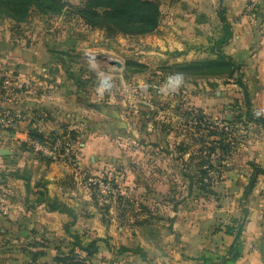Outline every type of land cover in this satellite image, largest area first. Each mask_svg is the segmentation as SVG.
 <instances>
[{
  "label": "rangeland",
  "instance_id": "374dc122",
  "mask_svg": "<svg viewBox=\"0 0 264 264\" xmlns=\"http://www.w3.org/2000/svg\"><path fill=\"white\" fill-rule=\"evenodd\" d=\"M161 36L109 35L86 27L69 11L56 16L31 12L21 24L0 18V126L31 120L37 128L42 123L59 129L60 156L52 161L63 164L65 183L75 185L77 212L91 215L92 226L101 229L94 233L110 240L117 255L123 245H137L133 231L141 217L149 219L150 234L166 235L177 217L172 213L193 212L214 197L187 196L184 174L196 175L199 151L213 139L202 130L205 126L196 127L193 116L200 110L220 129L225 114L234 112L235 86L228 85L235 78L188 66L211 61L208 46L176 48ZM170 77L178 84L169 85ZM185 113L191 114L188 119ZM234 129L238 139L255 137L240 126ZM26 143L35 157L46 158ZM79 151L87 153L81 157ZM234 159L225 162L231 166ZM220 178L214 175L210 184ZM9 222L0 223V264H26L24 250L43 252L40 246L49 244L51 250L55 243L65 249L72 241L67 235L13 234ZM109 226L122 227L128 235L115 231L116 240L109 238ZM56 253L46 250L39 264H52Z\"/></svg>",
  "mask_w": 264,
  "mask_h": 264
},
{
  "label": "crops",
  "instance_id": "0c3cea01",
  "mask_svg": "<svg viewBox=\"0 0 264 264\" xmlns=\"http://www.w3.org/2000/svg\"><path fill=\"white\" fill-rule=\"evenodd\" d=\"M156 1L160 21L155 33L162 34L161 38L176 48L183 44L208 46V52L213 53L211 61L221 52L240 66L243 87L237 86L235 80L234 85H228L235 86L236 96L232 102L234 112L226 113L224 118L229 115L230 120L232 116L243 114L247 110L246 103L254 118H264V113H255L264 109V0ZM224 41L226 44L221 45ZM242 121L234 127L253 132L255 137L249 141L246 137L237 138L232 154L235 163L231 166L227 163L221 178L212 186L213 198H207L201 208L193 212L172 213L171 218L177 217L171 233L166 235L155 231L154 235L150 234V230L146 231L149 219L141 217L139 228L133 231L138 237L135 247L123 245L126 251L120 250L121 254L117 255L116 249L110 247V240L98 242L99 250L91 263L264 264V125L246 122L244 117ZM37 126L31 120L13 128L0 126V223L7 225L10 220L13 224L9 222V230L26 237L37 232L57 237L67 235L71 241L76 235L84 246L94 239H103L94 233L101 229L92 226L91 215L87 217L77 212L75 185L65 183L63 164L39 159L28 151L29 130L37 129L45 136L59 130L46 128L42 123ZM1 151L8 154L1 155ZM79 152L81 157L87 153ZM89 158H93L92 153ZM40 192L73 212L50 210L40 199ZM238 224H241L238 245L232 251L235 236L227 234L226 227ZM115 231L128 235L122 227L109 226L108 237L116 240ZM0 233L3 234L4 229H0ZM88 235L93 237L84 240ZM70 244L68 242L64 249L60 243H55L51 250L47 248L49 244H45L43 256L46 250L69 251ZM235 253L237 257L232 259ZM55 256L52 255L51 261Z\"/></svg>",
  "mask_w": 264,
  "mask_h": 264
},
{
  "label": "trees",
  "instance_id": "16d2710c",
  "mask_svg": "<svg viewBox=\"0 0 264 264\" xmlns=\"http://www.w3.org/2000/svg\"><path fill=\"white\" fill-rule=\"evenodd\" d=\"M65 11H69L76 16L83 25L92 30H104L109 35L119 34L122 36H145L155 32L159 26L160 10L159 3L156 0H82L79 4H72L65 0H0V18L9 19L15 24L24 23L31 12H37L40 15L56 16ZM221 45L226 44V41L221 42ZM189 68H200L202 71H211L213 75L222 76L225 78H234L238 86L243 87L241 83L240 66L231 58L224 56L221 52L216 54V59L209 62L192 63ZM214 69L219 70V73L213 72ZM15 75V73H14ZM236 75V76H235ZM247 110L232 116L230 120L225 118L222 121V127L218 129L206 117L197 110L200 114L193 116L197 128L205 126L202 130H207V137L213 138L210 145L205 148V151H199L201 156L200 164L196 166V175H185L188 179V195L195 193L205 194V196H215L212 190L214 175L218 177L226 168V159L235 152L237 137L232 135L235 132V125L243 123L242 117L246 122L262 123L264 118H254L249 104L246 103ZM190 113H185V118L190 117ZM65 128V127H64ZM29 141L38 143H47L51 138V143L58 139L55 132H51L48 136L39 132L37 129H31L28 133ZM181 155L187 151H179ZM183 152V153H182ZM214 158V159H212ZM50 162V159H45ZM219 162L213 165L212 161ZM223 164V165H222ZM206 166V168L204 167ZM188 166H185L187 168ZM185 178V179H186ZM40 199H43L50 210H58L70 214V209L63 204H59L50 200L45 193L40 192ZM241 224L236 227H226V233L235 236V241L232 246V251L238 245ZM72 241L68 252H57L52 259V264H92L91 258L98 253V242H105L103 239H94L85 246L82 245L80 238L76 235L71 237ZM33 244L30 248L36 247ZM43 248L44 246H40ZM122 252L126 251L125 247H121ZM29 257L26 264H39V257L44 253L40 251L24 250ZM236 258V253L232 256Z\"/></svg>",
  "mask_w": 264,
  "mask_h": 264
},
{
  "label": "built area",
  "instance_id": "2783aa9c",
  "mask_svg": "<svg viewBox=\"0 0 264 264\" xmlns=\"http://www.w3.org/2000/svg\"><path fill=\"white\" fill-rule=\"evenodd\" d=\"M6 80V79H5ZM173 78H168L167 81L169 83V85L175 86L178 84L177 81H172ZM8 81H6L7 83ZM256 115H261L264 113V109H260L255 111ZM7 124H11L10 121L7 122ZM32 148L40 153H42V155L48 159L51 160H55L56 156H60L59 154H57L59 147L62 146V143L58 141V139L56 141H54L53 143H38V142H33V141H29ZM65 146V145H64Z\"/></svg>",
  "mask_w": 264,
  "mask_h": 264
},
{
  "label": "water",
  "instance_id": "95a60500",
  "mask_svg": "<svg viewBox=\"0 0 264 264\" xmlns=\"http://www.w3.org/2000/svg\"><path fill=\"white\" fill-rule=\"evenodd\" d=\"M229 118H230V116L227 115L226 119L229 120ZM7 154H8V152H6V151H1V155H7ZM263 252H264V250H263Z\"/></svg>",
  "mask_w": 264,
  "mask_h": 264
}]
</instances>
